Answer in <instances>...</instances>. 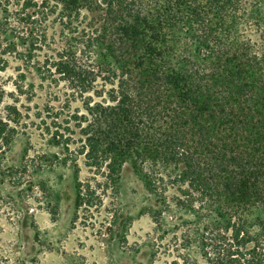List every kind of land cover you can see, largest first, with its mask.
I'll use <instances>...</instances> for the list:
<instances>
[{
  "label": "trees",
  "instance_id": "obj_1",
  "mask_svg": "<svg viewBox=\"0 0 264 264\" xmlns=\"http://www.w3.org/2000/svg\"><path fill=\"white\" fill-rule=\"evenodd\" d=\"M241 1L26 0L32 10L20 8L21 18L32 23L52 13L66 29L58 48L42 45L46 35L33 28L21 43L3 45L0 24V75L5 54L30 63L45 49L39 69L70 89L66 111H52V139L67 150L78 144L75 154L84 156L90 175L78 181L75 167L76 210L117 191L124 166L148 186L172 166L170 178L187 182L224 216L214 264H264V217L254 219L253 238L245 231L246 214L264 211V69L246 43L224 40L225 17ZM74 100L80 106L71 108ZM3 102L0 79V183L19 118ZM4 202L0 192V209Z\"/></svg>",
  "mask_w": 264,
  "mask_h": 264
},
{
  "label": "rangeland",
  "instance_id": "obj_2",
  "mask_svg": "<svg viewBox=\"0 0 264 264\" xmlns=\"http://www.w3.org/2000/svg\"><path fill=\"white\" fill-rule=\"evenodd\" d=\"M25 3L0 0L3 45L21 43L22 33L33 28L34 33L46 35L42 45L62 47L66 29L55 14L38 15L31 23L26 16L21 18L20 8L27 15L32 10ZM224 40L246 43L264 69V0L241 1L225 17ZM44 51H34L30 63L22 55L5 54L8 66L0 75L4 105H15L19 111L1 165L0 192L5 202L0 209V264H214L215 240L227 225L224 216L187 182L170 178L177 173L172 166L150 186L124 166L117 191L101 195L97 206L74 208L75 167L78 181L90 174L84 156L75 154L78 144L67 150L52 139L56 129L52 111L64 110L70 89L64 81L45 78L35 62L42 61ZM78 106L79 100L71 102V108ZM65 116L66 112L59 121ZM258 214L264 217L260 209L246 214L245 231H254ZM212 234L216 237L210 240ZM259 238L264 247L263 232ZM246 246L251 249L253 244Z\"/></svg>",
  "mask_w": 264,
  "mask_h": 264
}]
</instances>
